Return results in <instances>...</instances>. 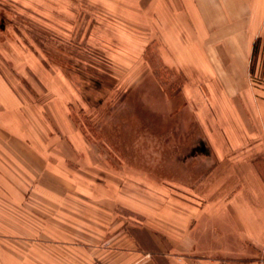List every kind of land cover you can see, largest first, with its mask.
<instances>
[{"label": "crops", "instance_id": "0c3cea01", "mask_svg": "<svg viewBox=\"0 0 264 264\" xmlns=\"http://www.w3.org/2000/svg\"><path fill=\"white\" fill-rule=\"evenodd\" d=\"M154 5L160 61L203 85L198 89L188 83L186 96L206 89L213 98L211 104L197 102L192 110L199 126L220 129L218 138L207 130L216 144V161L196 180H165L157 177V167L148 172L146 167L101 166L93 161L102 156L98 146L74 125L61 124L60 134L50 137L25 136L28 152L38 159L19 156L17 142L25 139L12 130L2 137L10 141L11 159L24 160L41 174L53 172L61 181L42 180L34 186L36 197L30 203L42 219V244L28 247L22 264H264V151L241 149L264 142L255 133L260 124L248 114L258 106L264 111V103L255 101L248 87L252 54L264 39V0H155ZM93 44L100 48L98 41ZM145 44L140 46L143 57L150 46ZM103 46L109 50L108 44ZM262 71L255 73L264 77ZM186 100L187 105L193 102ZM211 110L215 113L209 118ZM52 151L64 161L52 166ZM67 160L89 166L91 172L68 167ZM40 191L41 197L35 194ZM4 203L0 200V223L21 222L14 206ZM3 205L10 207L9 214ZM118 210L144 216L141 234H116ZM13 238L0 231V264H19L13 245L11 253L4 251Z\"/></svg>", "mask_w": 264, "mask_h": 264}, {"label": "rangeland", "instance_id": "374dc122", "mask_svg": "<svg viewBox=\"0 0 264 264\" xmlns=\"http://www.w3.org/2000/svg\"><path fill=\"white\" fill-rule=\"evenodd\" d=\"M154 3L155 0H0V200L14 206L12 211L21 220L3 221L0 231L15 236L4 251L11 253L13 245V259L16 257L19 264L28 247L42 244V219L34 215L36 206L30 203L36 197L34 186L42 180L52 184L61 181L53 172L47 174L45 169L46 174H41L43 170H32L24 160L11 159L6 148L10 141L2 137L9 136L12 130L25 139L17 142L19 156L38 159L28 152L29 138L25 136L58 135L61 124L74 125L98 146L102 156L93 161L101 166L146 167L148 172L157 167L161 170L157 177L165 180H196L204 168L216 161L212 155L216 144L208 139L207 130L218 138L220 129L199 126L196 111L192 110L197 102L211 104L212 96L206 89L199 95L186 96L188 83L198 89L203 85L193 84L181 69L160 61L158 47L162 40L154 35ZM97 41L101 49L93 44ZM103 43L108 44V51H103ZM145 43L150 46L143 57L140 46ZM251 66L250 96L264 103V77L255 73L264 70L263 38L256 44ZM186 97L193 102L187 105L190 100ZM258 107L248 114L260 124L255 133L264 141V111ZM214 113L207 112L209 118ZM254 146L264 151V142L241 149ZM55 153L52 151L49 160L52 166L64 161ZM67 161L71 165L68 167H85L91 172L89 166ZM187 171L195 174L189 176ZM35 194L41 197L42 192ZM9 208L3 205L8 214ZM143 217L132 210L116 211V234L130 230L141 234L147 224ZM161 236L169 247V238ZM261 257L260 252V260Z\"/></svg>", "mask_w": 264, "mask_h": 264}, {"label": "flooded vegetation", "instance_id": "af4514ba", "mask_svg": "<svg viewBox=\"0 0 264 264\" xmlns=\"http://www.w3.org/2000/svg\"><path fill=\"white\" fill-rule=\"evenodd\" d=\"M1 26H4V24H3V23H1Z\"/></svg>", "mask_w": 264, "mask_h": 264}]
</instances>
